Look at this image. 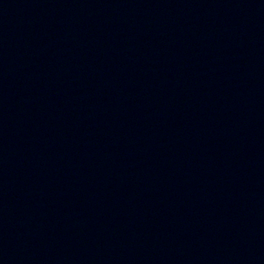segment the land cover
<instances>
[{
    "label": "water",
    "instance_id": "water-1",
    "mask_svg": "<svg viewBox=\"0 0 264 264\" xmlns=\"http://www.w3.org/2000/svg\"><path fill=\"white\" fill-rule=\"evenodd\" d=\"M0 264H264V0H0Z\"/></svg>",
    "mask_w": 264,
    "mask_h": 264
}]
</instances>
